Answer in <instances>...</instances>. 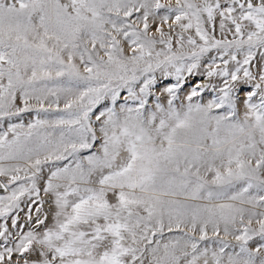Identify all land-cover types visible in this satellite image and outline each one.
<instances>
[{"label":"snow or ice","instance_id":"obj_1","mask_svg":"<svg viewBox=\"0 0 264 264\" xmlns=\"http://www.w3.org/2000/svg\"><path fill=\"white\" fill-rule=\"evenodd\" d=\"M0 178V264H264V0H0Z\"/></svg>","mask_w":264,"mask_h":264},{"label":"rangeland","instance_id":"obj_2","mask_svg":"<svg viewBox=\"0 0 264 264\" xmlns=\"http://www.w3.org/2000/svg\"><path fill=\"white\" fill-rule=\"evenodd\" d=\"M200 80H203V77H199V76H197V77H195V78H190V80H189V83H195V82H197V81H200ZM186 90V89H185ZM210 96V94L209 93H205V97L206 98H208ZM30 118V117H29ZM14 122H18V121H14ZM27 122V119H25V123ZM0 179H3V178H0ZM0 195H3V191L2 190H0ZM21 215H23V214H21ZM9 227L11 228V221L9 220Z\"/></svg>","mask_w":264,"mask_h":264}]
</instances>
